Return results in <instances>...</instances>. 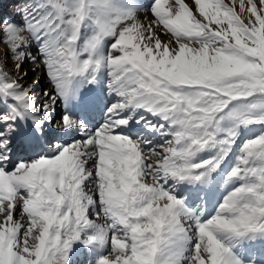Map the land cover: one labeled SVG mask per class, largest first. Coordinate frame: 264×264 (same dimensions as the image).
Segmentation results:
<instances>
[{
    "label": "rangeland",
    "instance_id": "1",
    "mask_svg": "<svg viewBox=\"0 0 264 264\" xmlns=\"http://www.w3.org/2000/svg\"><path fill=\"white\" fill-rule=\"evenodd\" d=\"M155 1L158 4L159 0ZM193 1L194 8H191L186 0H171L169 2V10L171 11L167 10V12L169 11L168 17L165 18L164 14L166 13L163 8L162 11L159 10L156 13L158 17L154 18L165 37L160 40V49L171 48L173 51V47L179 42H184L193 48L191 52H183L181 56L179 55L180 59L177 63L160 54V51H158L159 54L155 53L157 49L138 50L128 42L118 41L117 38L118 43L124 45L121 49L118 48L123 55L121 60L123 61L124 57L127 58V61L129 60L128 66L125 67L126 70H130L132 65L137 66L138 70L133 67L131 70L137 71L133 72L132 75L128 74L129 76L123 79V75L117 73L122 72V68L124 69L122 65L119 71L114 70V76L107 81L108 84L116 82V84H120V79H123V84L119 88L121 92L118 95L126 96L130 100L127 104L118 101L112 104V107H118L127 112L125 117L115 121L116 124L112 128H118L117 124L128 121L137 113L136 109L130 110V108L141 91L133 95L131 90L127 92L125 89L123 90L124 87L133 84L139 88L160 90L162 92H157L159 95L157 98H167L171 100L172 104H177L176 112H180L174 116L173 120L178 121L180 116H183L179 123L180 125L189 123L186 130L192 134V137L183 136L181 129L168 130L169 123L167 125L165 123L153 124V128L162 131V140L150 148V150L155 148L158 150L153 151L154 155L150 158L153 162L150 168L155 177H153V181L151 176L148 178V175H143L141 181L146 187L157 184L161 188V192L166 194V198H163L164 203H154L151 207L153 210L149 208L140 213L143 220L137 228L126 233L118 229L117 231L120 233L112 234L111 232L106 235L110 243L113 239H117L118 242H121L120 244L124 245L122 251H114L115 249L112 248L114 245L111 246V251L107 253V258H111V262L107 261L106 264H113L114 262L118 264H234L232 262L234 258L237 260L235 264H264V246L260 249L262 245H252L254 247L249 249V244L245 245L239 240L244 231L252 230L250 228H256L260 225L264 226V0ZM150 2L152 5L142 6H145V9L152 13L154 5L152 1ZM245 2L248 9L245 8ZM13 3L1 2L0 0V75L9 76L7 77L8 81H13L15 87H20L22 90L33 86L30 89L33 98L37 93V95H45V93L48 95L53 88L55 82L48 78L49 75H59L62 65L58 62L59 58L64 56L62 53L66 52L68 57L74 55V53L66 50L53 49L52 51L48 44L50 42L51 46V42L54 40L51 36L49 40H43L45 33H40L41 42L40 45L38 44L39 46L33 42L30 32L41 26L46 13L51 11L57 15V19L61 23L69 24L68 37H71L73 32H78V30L80 38L81 34L85 36L88 32L95 38L97 36L95 41L98 42L96 44L102 41V37L98 34L99 30L104 32L103 34L107 33L106 31L116 14V11L113 13L112 0H14ZM44 3L47 5L46 9L40 7ZM21 4H23V9L15 11L14 7ZM47 18L46 21H48ZM161 18H164V21ZM5 26L14 27L23 33L25 38L22 44L23 49L16 48L15 50L14 42L8 37ZM63 31L66 32V30ZM47 40V44L44 45ZM86 40L88 39L86 38ZM92 42L84 44L88 54L92 53L91 48L87 49L92 45ZM110 42L112 44V40H109ZM102 46L107 50L111 45ZM62 47L64 48V45ZM73 47L72 49L81 51L77 49L78 46L74 45ZM50 50L53 53L57 52L58 56L48 55L51 54ZM110 51L118 50L110 48ZM86 57L88 58V55H84L83 59L85 60ZM21 58L24 59L21 60ZM47 61H51L50 66ZM94 61L97 62V59ZM18 63L19 68L16 70ZM107 69V77H111L112 70L109 67ZM126 70L124 69V71ZM36 83L44 85L34 88ZM9 95L10 92L8 93L0 87V98L4 101L5 106L0 109V174L3 173L2 177L8 178L4 185L0 180V233L8 234L9 236L6 237L12 239L14 245L3 244L4 246L0 247V264H6V256L12 254V251L15 252L17 258L15 263L13 259H10L8 264H62L63 259H67L73 253L75 256V252H78L76 249L70 248L69 244L75 246L73 244L75 235L78 234L79 238L82 235L80 236V232L77 231L76 234L67 236L68 231L64 230L68 220H66L67 215H61L59 208L65 199L57 194L56 188L54 197L58 203L55 206L51 202L50 187L54 185L55 177L59 178L61 174L63 175V169L60 165L62 162L56 159L61 154L66 157L65 150L72 143L64 145L63 142H59L60 149L52 156V160L55 161H42L47 158L48 150L56 149L55 144L57 142H51L50 138L47 137L49 143L44 145L35 156H30L25 152L22 143L17 144L20 137L17 127L8 124V121L11 120L10 111L13 108L19 109L20 106ZM51 96L47 99V104L53 103L55 95ZM2 101L1 105L3 104ZM54 102L56 103V101ZM43 104L37 103L35 109L38 111L40 107L44 108L45 105L43 106ZM179 106H181V110H179ZM108 114L105 113L104 120ZM63 120L64 118L60 117L58 121L62 122ZM245 122L251 123L253 127L246 134H243V130L246 128L243 126ZM56 124L57 122H54L53 126ZM112 128L108 130H112ZM100 129L101 127L91 132L94 141H98L97 135L104 136ZM82 132L78 130L77 134H82ZM144 136L145 134H139L133 139V142L142 140ZM227 137L238 140L232 149L231 167H226L221 175L222 181L236 177L237 179L233 180L235 181V188L230 193L221 194L216 198L211 213L208 212L206 202L203 201L207 197L206 194L200 196L202 199L200 202L194 201L193 207H188L183 202L186 207L182 206L187 210V213L180 212L176 219L171 218L166 212H162L163 207H165L164 204L169 203L168 198L178 202L188 200L189 195L182 192V184L188 170L192 167L193 170L205 169L206 163L217 164L222 160L218 153L220 147L218 141L224 139L225 143L223 144L225 145L232 142ZM184 139L186 143L182 144ZM76 142L82 144L86 142V139L79 137ZM149 142L152 141L149 140L146 143ZM187 143L193 146L190 150L186 148ZM232 144H235V141ZM232 144L227 146L228 149H225V152L229 151ZM189 146L191 147V145ZM208 146L213 147V155L209 157L204 155L201 162L197 163L198 167L192 166L196 164V162L192 163V160H197L196 156L193 159L194 150L197 147H199L197 151L203 150ZM96 152L98 153V148L97 150L96 148L89 149L84 154V158L82 157L80 161L75 159V163L80 164L81 161H87L91 156L94 157ZM164 152L168 154L164 156ZM226 155V158L229 157V153ZM38 161L42 162L38 163ZM154 161L158 162L160 168H155ZM145 162L148 165L147 159ZM54 165H57L58 168L54 169ZM43 166L45 169L40 168ZM55 170L59 174L49 173ZM23 172L25 178H22ZM38 178H40L39 181ZM42 179L46 181L45 184H43ZM108 180L113 184H105L96 180L98 189H95L96 184L94 185L91 179L89 185L92 183L91 188L94 186V189L101 194L104 192L102 195L105 194L109 185H113L110 187L111 192H114L112 189H117L126 197L127 190L119 179ZM32 184H37L38 191H40L39 193L36 192L35 196L37 197L34 200L28 198V192L24 191H29L28 187H32ZM14 190L16 191L13 192ZM11 193H14L15 196L13 200L9 199L12 196ZM85 193L87 195L83 196L82 201H80V193L71 194L74 202L70 204L69 213L71 205L78 207L82 212L85 210L83 208L85 205L87 210L86 221L92 224L93 228L104 229L107 224L102 223L99 218H102L103 215L105 217L106 213L100 217H98L99 214L94 213L98 217L96 218L92 213L94 209L92 210L91 206L92 204L95 206L102 205L106 195L102 197L98 194L97 197L92 198L89 196L91 195L89 194L90 189ZM10 194L11 196H9ZM19 197L24 200L20 201ZM16 203L20 205L14 215L15 218L19 219L25 215L26 219L24 218V220L28 226L13 235L12 230L4 232L6 225L2 219H6L5 217L11 214L13 208L11 204ZM41 204L42 207L40 208ZM151 211H154L155 214L153 212L152 214ZM189 212L193 214L192 217ZM83 216L85 217V214ZM172 219L174 220L173 223ZM33 221H38L41 226H51L53 234L50 240L41 242L39 232L36 230L33 234L36 237H32V241H28L25 233L28 227L33 229L34 226L31 224ZM203 222H211L208 231L200 229V224ZM165 232L171 233L170 237L173 238L167 239ZM14 239L16 240L14 241ZM82 239L87 240L88 237L84 236ZM80 245L79 240L77 246ZM5 251H8V254ZM246 253L250 255L249 260H241L240 257ZM83 254L88 255L87 252ZM115 256L117 257L115 258ZM71 259L74 260V257ZM87 263L88 259L85 260V264ZM67 264H71V262L69 261Z\"/></svg>",
    "mask_w": 264,
    "mask_h": 264
},
{
    "label": "bare ground",
    "instance_id": "2",
    "mask_svg": "<svg viewBox=\"0 0 264 264\" xmlns=\"http://www.w3.org/2000/svg\"><path fill=\"white\" fill-rule=\"evenodd\" d=\"M7 1L11 3L13 2L10 0H1V2H7ZM150 1L153 2L154 8H156L155 10L153 8L152 13L151 11L145 9L146 8L145 6H142V5H152ZM170 1L171 0H159L158 4H156L155 0H112L113 4L112 3L111 4L113 5V13L114 11H116V14L112 19V23L109 25L110 26L109 29L106 31L107 33H105L106 35H108L105 39L106 42L109 43L110 38H112L111 40L114 41V43L113 44L110 43L111 46L109 48L117 49L118 51H110L109 48L107 50L104 49L100 41L98 44H94V39H97V37L96 38L89 37L88 40H86V42L82 43L79 35V30L78 32H73L71 37H68L67 30L70 27L69 24L61 23L59 19H57L58 18L57 15L49 11L48 13H46V15L48 16L45 15L42 23L40 24L41 26L30 32L33 38V42H35L36 45L39 46L40 45L39 43L41 42L40 40L41 34L45 33L46 35L44 36L43 40L44 39L49 40L50 36L53 38L52 40H54L51 42L52 47L50 46V42L48 44V47L52 48V51L53 49L62 50V51L66 50L68 52L70 51L74 53V55L68 57L66 52L62 53L64 54V56L62 58L60 57L59 62L58 61L57 62L60 65H62L63 71L61 69L59 75L56 76L49 75L48 79L54 80L55 84L53 88H51L48 95L47 93H45V95L43 94L37 95L38 94L37 93L36 94L37 96L35 95V97L33 98V95L30 94V89L33 88V86L32 87L29 86L28 89L22 90L20 87H15V83L13 81L11 80L8 81L7 77L9 76L5 77V75H0V87L3 90H6L8 93L10 92L9 97H11L13 101L20 104L19 109H13V111L18 113L19 116L18 118H22L23 126H25L27 122L28 123L31 122V124L37 126L42 133L38 135L36 134V136H34V132H33V134L30 137V140L33 141L34 138L41 140L42 138L47 136L51 138V141L57 142L55 145L56 149L49 150L46 153L47 158L42 161H55L52 160V156L59 151L60 145H58V143L63 139V137L66 139L64 145L72 143L65 150L66 157H64L65 156L64 154H61L60 157L56 159L59 160V162H62V164L60 163L59 164L62 166L63 171L62 170L61 171L63 172V175L61 174L59 178L55 177L56 179L54 185L52 184L53 186L50 187L51 195H52L51 202L54 203L55 206L58 203V202L56 203V197H54V190L56 188H57L56 190L57 194L65 199V202L59 208L61 210V215L64 214L67 215L66 220L67 219L68 220L66 221L65 229H64L65 231H68L67 236L70 237L71 235L76 234L77 231L78 233L80 232V236L82 235L80 238L78 237V234L75 235V239L73 242L75 246L69 244L70 248L76 249L78 252H75V256H73L74 254L73 253L72 255H69L67 259L65 260L63 259L62 261L64 264H67V262L69 261L71 262V264H85L86 259H88L87 264H106L107 261L111 262V258H107V253L111 251L112 248L115 249L114 251H122L124 245L120 244L121 242H118L117 239H113L111 244L107 240L106 235H108L111 232L112 234L120 233L117 231L118 229H121L120 230L121 232L126 233L131 229L133 230L134 228H137L140 222L143 220L141 218L142 216L140 213H143L142 211H146L149 208L153 210V208L151 207L154 205V203L158 202V204H161V202H163V198L164 197L166 198V194L161 192L162 190L160 187L157 186V184L154 183L155 185L151 187H146V185L141 181L142 179L141 176L143 175H148V178L152 177V180L154 181L153 177H155V174L153 170L150 168L153 162H151L150 158L152 155H154L153 151H158L156 148L150 150V148H152L155 143L148 144L145 143L144 141H140L138 143L133 142V138H135L137 136V133L140 132V128L144 127L143 125L144 122L156 124L158 121L160 122L163 119L169 122L171 121L173 129L169 127L168 130L181 129L183 130V136H186L187 138L192 137V134L186 130L187 127L189 126V123L188 124L183 123V125H180L179 123L180 119L183 118V116H180L178 121H175V119L173 120L175 114L179 112H176L178 109L177 105L172 104L171 100L167 98H155L149 95H139L135 101L137 102L136 106H133L134 108H137V110L140 109V112L136 116L131 117L128 121L124 123L117 124L116 126H118V128H112V126L115 125L116 123L115 121L119 120V118H122L127 114L122 109L114 108L111 111L110 121H108L107 124L102 126V128L100 129V132L104 134L103 137L97 135L99 139L98 141L97 140L94 141V139L91 137L92 133H90L89 129H87L85 130V132H83L82 136H80L81 138L86 139V142H83L82 144L80 142H76L77 138H79L78 136L79 134H77L78 129L82 126L86 127L85 125L90 126L96 124L97 119L101 118V115H99L101 111L97 110L96 118L93 119L95 121L93 122V124L92 123L87 124L88 123L87 121L83 119L82 121L79 118L84 123V125H82L78 123V121L74 120V117H78V116H77V112L75 114L76 107H75V97L73 95V90H74L73 88L79 83L80 85L81 84L83 85V87H81L80 89L88 88L89 86L87 84L88 83L87 76L92 71V69H94L95 67L99 68V65H101L102 68L113 67V69H118V70L122 65L124 67V65L127 63V58L124 57L123 61L121 60V58H123V55L119 50L124 45L120 42L118 43V41L122 40L123 42H128V44L135 46L136 48H138V50L139 49L145 50L148 48L157 49L155 53H158V51H160L161 52L160 54L170 58L175 63L179 61L180 59L179 55L181 56L183 52L186 53L191 52V49L193 48L187 46L188 44L186 45V43L184 42H179V44L173 47V51L171 50V48L166 50L165 48L160 49V40H162L165 37L162 34L163 32L161 31L162 29H160V26L156 24L157 21L154 18L158 17L156 13L159 10L162 11L163 8L165 9L163 11H165L166 13V14L163 13L165 15V18L168 17V12L171 11L169 10ZM186 1L191 8H194L193 0H186ZM46 6L47 5L44 3V5H41L40 7L42 9H46L47 8ZM245 8L248 9L246 2H245ZM20 9H23V5L14 7L15 11H18ZM167 10L169 11L167 12ZM179 11L181 10L179 9ZM46 18L48 19V21H46ZM163 19L164 18H161L162 21H164ZM175 22L176 23L178 22L176 18H175ZM63 30H66V32L64 33ZM5 31L7 32V35L10 38V40L14 42L15 50L16 48L20 50L23 49L22 44H23V40L25 39L23 33L14 27H7V26H5ZM100 32L102 34L104 33L102 31ZM48 40L44 45L47 44ZM91 41H93L92 45L87 49L91 48L92 53L88 54L87 50H85L84 44L90 43ZM63 45L64 48L62 47ZM74 45L78 46L77 49H80L81 51L79 50L76 51L72 49ZM43 48H45V46H43ZM52 51L50 52L51 54L48 55H51L52 57H54L53 55H55L57 57L58 56L57 52L53 53ZM101 52L103 54H101ZM84 55H88V58L86 57L87 59L85 58V60L83 59ZM95 58L98 59V62H94ZM23 59L24 58H21V60ZM49 63H51V61H47L48 65ZM65 64L66 66H64ZM18 68H19V63L18 66H16V70ZM50 70L52 71V69ZM107 70L108 69H106V71ZM135 71L136 70L134 71L131 70L130 72H127L124 71V69L122 68V72L124 73L122 72L120 73L117 72V73L125 77L128 76V74L129 75L133 74V72ZM78 72L80 73L78 80L74 81L73 74ZM97 73L99 74L100 84H102L103 71L97 70ZM41 84L42 83H36L34 88L43 87L44 84L42 85ZM38 89L41 90V88ZM129 90H131L135 94L139 92V90L136 87H131ZM50 95L52 96L55 95V99L53 100L52 104L50 103L47 104L46 102L47 99L50 97ZM121 100L125 103H128L127 97H124ZM1 101L2 99L0 98V109L3 108L2 105L4 104V101H2L3 104L1 105ZM54 101H56V103ZM112 102H114V100L108 99L107 101H105V103L100 104V106H98V109H100L102 105H104L105 108H109ZM37 103H44L43 104V106L45 105L44 108L40 107V110L37 111V109H35V105ZM65 113H67V116L64 118L62 122H59L58 120L60 119V117H64ZM184 119L186 121V118ZM54 122H57L56 126H53ZM8 124L10 125V122ZM243 126H246L245 130H243L244 131L243 134H246V132L252 127L250 123L249 124L245 123L243 124ZM105 127H109V128H105ZM110 128H112V130H108ZM27 135L28 132L22 131V135L20 136V138L22 137L25 140H27L28 139ZM237 140H238L237 138L236 139L229 138V141L232 142L235 141V144H232V142H230V143H226V145L223 144L225 143L224 139L219 140L218 142L220 147L218 153L222 157V160H220L217 164L215 163V165L213 163H210L207 166V168L201 170V172H199L198 174H196L194 170H189L186 175L187 176L186 181L185 183H183V187H185V189L187 188L188 190V194H189L188 202L186 200H181V202H178L171 198H168L169 203L164 204L165 207H163L162 212H166L171 218L176 219L177 218L176 216H178L180 212L183 214L187 213V210L184 208L186 206L184 205L183 202H185L188 207H193L194 206L193 199L201 195L202 193L210 194V195L215 194L213 192V188L216 189L217 187L215 186H217L218 182L221 181L222 178L221 170H223V168H225L226 166L227 167L231 166L230 164L233 161L232 159H230L232 155V149L236 146ZM18 141H20L18 143H21V139L20 140L18 139ZM231 144L232 146L229 149V151L225 152V149H228L227 146ZM29 148H32V146L27 147L26 150H31ZM40 148L41 145H37L33 147L35 151H39ZM92 148H96V150L98 148V153L96 152V155L94 157L91 156L90 159L84 162L81 161L82 163L80 162V164L78 162L75 163L76 162L75 159H78L80 161L82 157L84 158V154L87 151H89V149ZM187 148H191V147L188 145ZM127 151H130L131 153L128 154ZM218 153L216 154V156L218 155ZM227 153H229V157L226 158L225 155ZM167 154H168L167 152H164L163 155L166 156ZM194 154H195L194 157L195 156L200 157L204 155L209 157L210 155H213V147L208 146L206 149L203 150H198V151L195 150ZM145 159L148 160V165L146 164ZM42 161H38V163ZM195 162L196 161L194 160L192 161V163ZM154 165L155 168H160V165L158 164L157 161H154ZM40 168L45 169L44 166ZM53 168L57 169L58 166L54 165ZM92 172H93V177H92ZM49 173L52 174L55 173V175L59 174L56 172V170ZM2 176L3 173L0 174V180L4 185L6 184V181H8V178ZM211 176L212 178H210ZM22 178H25L24 172L22 173ZM91 179L94 185L96 184V180L107 184V183H112L108 179H113V180L119 179L121 181V184H123V186L127 190L125 194L126 197L122 195L117 189H112L114 192H111L110 187H112L113 185L112 186L109 185L106 188V191L104 190L105 194L102 195L104 192L101 194V192L95 190L98 189L97 184L95 189L94 186L91 188L92 183L89 185ZM198 179L200 180V182H197ZM39 180L40 178H38V181ZM155 181H157V179H155ZM42 182L43 184H45L46 181L42 179ZM233 184L234 183L231 181V179L225 181V183L222 184L223 188L225 189V191H223L224 192L223 194H225L227 191H230L231 188L227 189L226 187L233 186ZM28 189L29 191L24 190L28 192L27 197L33 200L36 199L37 197L35 196L36 192L38 193L40 192L38 191L37 184H32V187L30 188L28 187ZM88 189H90L89 194H91L88 195L92 196V198L97 197L98 194H100L102 197L106 195V197H104L105 200L102 201L103 203L102 205L101 204L97 205L98 207L95 206V204H92V206L90 205L91 209L92 210L94 209V211L91 210L92 213L99 214L98 217L106 213L105 217L103 215L102 218H99L102 223L107 224L105 225L104 229L93 228L92 224L86 221L87 210L85 205L83 206V208L85 209L83 212L78 207L71 205V209L69 213L70 204L74 202L71 197V194L80 193L81 195L80 201H82L83 196L87 195L85 191H88ZM194 189L195 191H193ZM15 191L16 190H14L13 192ZM11 194L9 195L11 196L9 197V199L11 198L10 200H13L15 196L14 193ZM19 200L21 201L24 199L23 198L20 199L19 197ZM213 200H214L213 197L207 200L209 213L213 211V207L215 204ZM197 201H200V198H198ZM19 205H20L19 203L11 204V206L13 207V208L11 207L12 208L11 214L9 216H6L5 217L6 219L4 220L2 219L4 225H6L5 226L6 231L4 232H8L9 230H12L13 235H16V233H18L19 230L25 229L26 228L25 226H28L24 220V218L26 219L25 215H23V217L19 219L15 218L14 216L16 211L19 209L18 208ZM182 205H184V207ZM90 206H89V210H90ZM41 207L42 204L40 205V208ZM54 208L55 207L53 206V209ZM101 211L102 213L100 214ZM152 212L155 214L154 211H151V213ZM83 214H85V217L83 216ZM189 214L192 217L193 214H191L190 212ZM95 217L98 218L96 215ZM173 219H172V223L174 222ZM102 220L103 221L106 220V221L103 222ZM210 223L211 222L201 223L200 229L208 231V226ZM31 224L34 226L33 229L28 227L25 233V235L29 239L28 241H32V237L33 238L36 237L35 235H33L36 230L37 232H39L38 235L39 238L41 239V242L50 240V237L53 234L50 225L41 226L38 221H33ZM165 233L167 238L171 236V233L168 232ZM7 235L8 234L6 233H0V247H3L4 246L3 244H6L7 246L14 245L13 240L7 238L6 237ZM84 236L88 237V239L87 240L82 239V237ZM261 236L263 238L260 237L259 238L263 240L264 231ZM16 239H14V241ZM79 240L81 245L77 246ZM82 240H84L85 242ZM239 240L244 244H250L251 243L250 240H252V238H248V239L240 238ZM112 245L114 246L111 248ZM5 252L8 254V251ZM84 252H87L88 255L86 256L85 254H83ZM73 257L74 260L71 259ZM116 257L117 256H115V258ZM249 257L250 255L246 253L242 257H240V259L249 260ZM16 258L17 255L15 254L14 251H12V254L6 256L5 263L8 264L10 262V259H13L15 263ZM232 262L235 264L237 260L234 258ZM113 264H118V263L114 262Z\"/></svg>",
    "mask_w": 264,
    "mask_h": 264
}]
</instances>
